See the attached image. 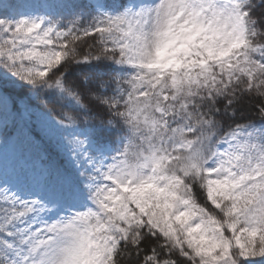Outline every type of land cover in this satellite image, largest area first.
Returning a JSON list of instances; mask_svg holds the SVG:
<instances>
[{
  "label": "snow or ice",
  "instance_id": "obj_1",
  "mask_svg": "<svg viewBox=\"0 0 264 264\" xmlns=\"http://www.w3.org/2000/svg\"><path fill=\"white\" fill-rule=\"evenodd\" d=\"M9 90L73 164L0 174V264H264V0L0 2Z\"/></svg>",
  "mask_w": 264,
  "mask_h": 264
},
{
  "label": "trees",
  "instance_id": "obj_2",
  "mask_svg": "<svg viewBox=\"0 0 264 264\" xmlns=\"http://www.w3.org/2000/svg\"><path fill=\"white\" fill-rule=\"evenodd\" d=\"M6 3L9 0H5ZM26 0H14L16 3H24ZM88 43L93 42L92 37L86 38ZM11 99L0 100V174L8 172L10 175L25 172L28 174L39 173L41 169L56 167L61 170H72V159L63 146L58 132L49 129L40 116L39 101H31L32 115L23 116L13 107L16 102L19 109L24 105L21 99H27L25 93H17L9 90ZM59 112L58 105L49 104ZM247 109V104H245ZM246 115H251L246 111ZM203 201V197H201ZM151 246V242H149Z\"/></svg>",
  "mask_w": 264,
  "mask_h": 264
},
{
  "label": "rangeland",
  "instance_id": "obj_3",
  "mask_svg": "<svg viewBox=\"0 0 264 264\" xmlns=\"http://www.w3.org/2000/svg\"><path fill=\"white\" fill-rule=\"evenodd\" d=\"M0 2L6 3L5 0H0ZM32 2H35V0H26L24 3H32ZM11 170H12V167L9 166V167H8V172H11ZM37 174H38V173H37Z\"/></svg>",
  "mask_w": 264,
  "mask_h": 264
}]
</instances>
